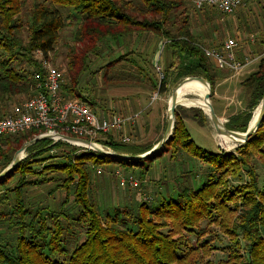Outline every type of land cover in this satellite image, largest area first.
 <instances>
[{"label":"trees","instance_id":"obj_1","mask_svg":"<svg viewBox=\"0 0 264 264\" xmlns=\"http://www.w3.org/2000/svg\"><path fill=\"white\" fill-rule=\"evenodd\" d=\"M185 2L188 1L137 0L134 3L132 0H49L48 3H44L36 0L28 9L30 21L25 27L28 38L24 45L19 38L23 23L17 20V16L26 3L24 4L23 0H0V46L5 53V56L0 58V116L9 111V104L17 95L22 94L24 98L32 95L35 86L32 75L34 72L42 73L43 70L31 53L39 51L43 58L49 59L48 53L54 49L60 30L66 25V18L61 10L67 8H71L81 17L80 23L77 24L75 43H80L82 47H73L68 54L67 72L72 87L66 89L63 83L61 87L63 94L75 91L78 76L87 69L88 54L99 56L100 43L107 39L116 43L120 39L130 40L144 33H152L158 37H166L163 46L166 51L169 50L171 56V62H168L165 71L167 76L174 64H177V77L183 79L191 76L203 77L210 83L213 95L217 77L213 69L215 65L205 56L204 51L196 46L189 28L184 25V20L181 22L183 24L179 25L178 21L171 19ZM208 8L212 7L194 9ZM13 15L16 17L13 18ZM172 23L177 25L173 34L167 29ZM117 57L107 65L119 62V56ZM24 61L31 64L34 69L30 71L22 69L20 65ZM163 79L158 87L160 92L166 88V78ZM241 85L247 90H252V100L248 103L246 111L249 119L251 110L259 104L264 93V57L259 61L257 70L243 80ZM89 104L92 105L91 102ZM177 117L176 108L173 132L162 149L152 157L135 160L91 151L72 152L69 156L61 158L59 164L51 163L44 167V170L64 174L57 186L64 191V197L58 202V210L55 215H51L49 223L42 211L44 207L36 206L33 208L34 212H31L26 203L28 196L25 188L23 185L15 187L13 189L15 204L10 215L20 218L19 223L16 222L14 225L18 235L14 247L9 250L6 247H4L6 250L0 248V264H211L202 261L199 253L195 249H190L181 235L182 231H192L200 221L211 217L213 218L211 222L217 224L221 231L229 235L240 230L250 241L253 262L247 264H264V188L259 190L256 187L253 176L248 185L236 190L219 189L218 182L223 184L224 180L218 176L213 182L210 179L212 171L232 173L234 167L242 163V159H237L232 154L208 152L197 146ZM194 118L203 123L202 119ZM246 124L247 121L238 127L232 124L226 126L229 129L242 128V132H245ZM263 125L264 119L245 141L244 146L238 148L241 156H246L248 147L261 138ZM40 131L42 130H34L28 134L34 137ZM20 137L22 135L0 137L5 140L7 147L1 155L4 159L8 152H15L21 146L23 142ZM11 138H15L14 141L10 140ZM102 142L110 148L113 147L115 149L112 148L113 151L119 150L117 153L140 154L147 151L133 149L112 139ZM66 145L69 146L62 142L51 145L48 139L31 144L29 147L32 148L26 149L28 152L26 157L7 177L0 180V185L17 171L25 173L29 168L31 170L33 164L45 161L43 155L49 153L51 149L57 148L61 149V153L64 152L61 147ZM171 148L184 149L205 164L209 172L207 182L197 189L180 188L176 197L168 198L158 205L150 206L148 202L142 201L133 208L116 207L112 215H105L103 219L90 181L93 172L91 165L100 166L103 170L105 167L103 164H117L127 172H131L132 168L145 166L144 170L140 169L143 176L150 168L147 167V162ZM60 155L56 153L53 157ZM12 156L10 160L6 157L8 164ZM121 172L127 174L122 170ZM70 200L76 210L74 212L76 216L73 217L70 214L74 213L65 210ZM238 200L242 203L239 212L236 209ZM130 224L134 225V228ZM164 228L167 230L163 231ZM80 232L83 233V237L78 240ZM176 235L180 236L179 239L173 238ZM182 248L181 254L179 251ZM54 254H60L62 258ZM234 257L235 255L231 254L229 261L219 264H237Z\"/></svg>","mask_w":264,"mask_h":264},{"label":"rangeland","instance_id":"obj_2","mask_svg":"<svg viewBox=\"0 0 264 264\" xmlns=\"http://www.w3.org/2000/svg\"><path fill=\"white\" fill-rule=\"evenodd\" d=\"M23 1L26 5L25 7L22 5L23 8L17 16V20L23 23L24 27L22 26V30L19 32V38L26 45L28 33L25 27L30 21L28 9L36 0ZM37 1L48 3L49 0ZM132 1L136 3L137 0ZM61 11L66 18V25L60 30V36L54 49L48 53V60L63 72L64 87L67 89V87H72L67 72L68 54L73 47H82L80 43H75L77 24L80 23L81 17L71 8L62 9ZM16 15H13V18ZM73 18H76V20H73ZM171 19L178 21L179 25L183 24L181 22L184 20V25L189 28L196 46L202 49L201 51H203V47L220 48L223 41L229 37H233L238 41L239 49L237 53L240 59L243 56H252L262 51V45L264 44V0H246L243 6L231 14H220L212 8L196 10L191 8L189 2H185L181 10L171 16ZM167 29L173 34L177 29V25L172 23ZM165 38L164 36L158 37L152 33H144L130 40L127 38L124 40L120 39L116 43L111 39H107L99 44V56L88 54L86 59L87 69L78 76V84L75 86V91L65 94L68 96L67 98L78 97L88 103L91 102V109L97 113H105L107 115L118 113L125 117L138 113L136 121L132 124L127 123L123 128V132L130 137L128 143L122 142L120 135H117V137L111 135L109 137L99 136L102 141L107 142L112 139L118 143L127 144L128 147L133 149L143 151L144 149L152 148L162 137L166 128L167 110L171 93L183 79V77H177L176 75L177 64H174L168 76L165 72L168 62H171L169 50L166 51L163 46L166 42ZM31 55L41 64L42 55L40 53L33 51ZM4 56L5 53L0 46V58ZM117 56H119V62L108 66L107 64L118 58ZM184 62L186 63L187 61L184 60ZM253 63L255 64V62ZM252 64H250L251 66H246L238 73L226 69L218 71L217 68L213 67L217 77L215 79V87H213V95L210 96V103L226 128L227 124L238 127L245 121H247L246 126L248 127L254 111L258 108L257 105L251 110V116L248 119L246 111L248 103H251L252 100V90H247L241 85V82L257 70L258 67ZM20 66L25 71L34 69L31 64L25 61ZM156 66L160 67L161 73L157 72ZM248 67L249 69L247 70ZM160 74H162V77ZM163 76L164 79L166 78V88L163 92H160L158 87ZM224 76L229 77L228 81L223 82ZM187 81H192L191 84L201 87V85L189 78H187ZM153 87L155 88L153 89ZM24 97L22 94L17 95L12 99V103L9 102L10 106L8 109L20 102ZM189 97L193 98L194 96L189 95ZM176 108L177 118L186 127L190 139L197 146L208 152L232 154L237 159H242V163L235 166L232 173L226 174L216 170L212 171L210 179L213 182L217 180L218 176L224 180L223 184L218 182L219 189L236 190L248 185L252 181L253 176L256 187L259 190L264 188V125L261 138H258L254 145L248 147L246 156H241L238 148L244 146L245 142H240L232 148H223L208 114L203 109L191 105H179ZM194 117L202 119L203 123L201 124ZM230 130L243 131L242 128ZM15 138L10 140L14 141ZM20 138L25 143L34 137L32 134L27 133ZM31 148L29 147L28 150ZM61 148L64 149L63 154L60 152L61 149H51L49 153L47 152L43 155L45 161L37 165L33 164L31 170L29 168L25 173L21 170L17 171L6 179L4 184L0 185V248L4 249L6 247L9 250L16 245L18 232L14 225L16 222L19 223L20 218L15 217L13 214L10 215L15 204L13 203V189L15 187L23 185V188H25L28 196L26 203L31 212H34L33 208L36 206L44 207L42 211L44 217L48 219V223L51 221V215H55L58 210V202L64 197V191L57 187L61 183L64 174L58 171L44 170V167L51 163L59 164L61 158L65 155L69 156L75 150L67 145ZM26 149L23 153L25 155L28 154ZM5 150H7L5 140L0 139V171L8 165L7 162L9 161H7L6 157H9L10 160L14 153V151L12 153L8 152L4 159L1 155H3ZM56 153H60V157H53ZM146 165L150 168L148 171H144L145 174L143 176L140 169L144 170L145 166L143 168H132L131 172L133 174H131V172L125 171L123 167L117 164H103L105 167L101 174L92 172L90 181L97 196L103 219L105 215H112L116 207L131 206L133 208L142 201L154 206L168 198L176 197L180 188L197 189L200 185L207 182L209 173L205 164L180 148H171L169 151H164L147 162ZM119 168L127 173L123 175L124 177L132 176L134 180L138 181V186L132 187L127 181L116 176L114 170ZM72 189L70 193H72ZM238 201L239 204L236 209L239 212L242 203L241 200ZM65 210L68 213L76 211L72 206L71 200ZM70 215L73 217L76 216V213ZM212 219V217L209 219L205 218L192 231L184 230L181 232L182 238L189 244V248L195 249L199 253L198 255L202 257V261H208L211 264L229 261L231 254L235 255L234 258L237 264L253 262L250 254L251 243L243 236L242 232L237 230L236 233H231L229 236L221 231L217 224L212 223ZM132 227L134 228V225ZM166 230V228L163 229V231ZM82 237L83 233L80 232L78 240ZM179 237V235H176L173 238L179 239ZM179 252L182 254L183 248ZM54 255L61 256L60 254Z\"/></svg>","mask_w":264,"mask_h":264},{"label":"built area","instance_id":"obj_3","mask_svg":"<svg viewBox=\"0 0 264 264\" xmlns=\"http://www.w3.org/2000/svg\"><path fill=\"white\" fill-rule=\"evenodd\" d=\"M193 8L201 9L212 7L222 14H231L243 6L246 0H186ZM262 51L254 56L237 55L238 41L226 38L220 48L204 47L203 51L218 69H226L234 73L241 72L251 62L264 57V44ZM37 53H40L37 51ZM41 54V53H40ZM43 72H34L32 78L35 82L31 96L14 104L9 111L0 116V137L20 136L34 130H42L36 136H48L51 145L56 142L68 144L75 149L74 152H96L95 147L112 152V149L100 140L99 136H121L122 142L128 143L130 137L123 132L127 123H134L138 113L123 116L118 113H97L91 109L87 101L79 98H67L61 89L64 83L63 72L52 65L48 59L41 57ZM161 73L160 67L156 66ZM162 77V74H160ZM65 136L76 138L71 141ZM86 141V142H85ZM93 172L101 174L102 168L91 165ZM114 174L127 181L132 187L138 186V181L132 176L124 177L120 169Z\"/></svg>","mask_w":264,"mask_h":264},{"label":"water","instance_id":"obj_4","mask_svg":"<svg viewBox=\"0 0 264 264\" xmlns=\"http://www.w3.org/2000/svg\"><path fill=\"white\" fill-rule=\"evenodd\" d=\"M187 78L197 79L198 81H200L204 85H208L209 91L204 94V99L208 102V107H209L208 116L212 122L214 131L216 132V134L225 135V136H233V137H237V136L239 137L240 136L239 134H243V135H241V137L243 138L242 142H245L257 130V128L263 122V119H264V93H263V96L259 102V110L260 111H259V115L257 117L255 124L253 126H249V124H248V127H247L245 132L230 130L223 125V122L216 115V113L213 109V106L210 103L211 86H210L209 82L203 77H198V76L185 77L184 79H182L177 84V86L175 87V89L171 93V98H170L171 102H170L168 110H167V122H166L165 131H164L162 137L159 139V141L152 148H150L149 150H147L143 153H140V154H124V153H117L115 151L109 152V151H105L103 149H100L98 147H95L96 152L104 154V155H110V156H113L116 158L135 159V160L147 158V157H150V156L156 154L157 152H159L162 149L164 143L170 138V136L173 132L174 123H175V109L177 106L182 105V103L177 101V89L180 85H182L185 82V80ZM191 106L198 107L197 105H191ZM65 137L71 141L77 140L76 138L71 137V136H65ZM40 139H48V136H46V135L36 136V137L30 139L29 141L23 143L14 152L10 163L3 170L0 171V180L2 178L6 177L9 173H11L13 171V169L20 163V161L26 156L25 154L21 155V152L25 151V149L28 146L37 142Z\"/></svg>","mask_w":264,"mask_h":264},{"label":"bare ground","instance_id":"obj_5","mask_svg":"<svg viewBox=\"0 0 264 264\" xmlns=\"http://www.w3.org/2000/svg\"><path fill=\"white\" fill-rule=\"evenodd\" d=\"M191 80L197 82L199 85H201L202 88L191 83H185L187 82L186 79L185 82L182 85H180L177 89V101L182 103V105H186V106L197 105L198 107L203 109L206 114H208L209 113L208 102L204 99V94L209 91L208 85H204L203 83L199 82L197 79H191ZM189 95H193L194 97L191 98L189 97ZM170 102L171 99H169V104ZM259 111L260 110L258 104V108L254 111V115L249 126H253L255 124L257 117L259 115ZM239 135H240L239 137L238 136L233 137V136H225V135L217 134V138L220 139L221 146L223 148H232L235 147L238 143L243 141V138L241 137V135L243 134H239ZM23 153L24 151L21 152V155Z\"/></svg>","mask_w":264,"mask_h":264},{"label":"crops","instance_id":"obj_6","mask_svg":"<svg viewBox=\"0 0 264 264\" xmlns=\"http://www.w3.org/2000/svg\"><path fill=\"white\" fill-rule=\"evenodd\" d=\"M190 6H191V5H190ZM257 54H259V53H256V54H254V55H257ZM237 55H239V54L237 53ZM254 55H252V56H254ZM260 60H261V59L254 61L255 64L252 62L254 65H253L252 63H251V64H252L253 66H257V67H258V65H259V61H260ZM249 66H251V65H249ZM217 69H218V68H217ZM248 69H249V67L247 68V70H248ZM221 70H222V69H218V71H221ZM247 70H246V71H247ZM246 71H245V72H246ZM242 74H243V73H242ZM224 78H225V79H223V82L228 81L227 79H228L229 77L224 76Z\"/></svg>","mask_w":264,"mask_h":264}]
</instances>
